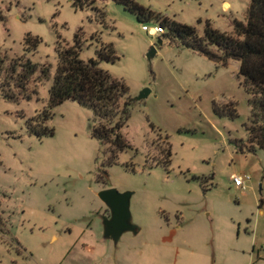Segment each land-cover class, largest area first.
<instances>
[{
  "label": "rangeland",
  "instance_id": "obj_1",
  "mask_svg": "<svg viewBox=\"0 0 264 264\" xmlns=\"http://www.w3.org/2000/svg\"><path fill=\"white\" fill-rule=\"evenodd\" d=\"M250 1L136 0L199 37L207 23L231 34L234 21H246ZM0 13L1 78L13 59L36 66L26 92L12 88L15 100L0 91V264H264V150L249 149L239 62L216 64L171 41L167 30L152 35L156 19L139 22L112 0L83 9L69 0H0ZM79 30L85 62L101 44L112 45L117 59L99 67L122 81L132 100L121 129L129 148L109 167L91 136L92 112L76 102L53 110V136L26 130L48 102L58 44L73 46ZM28 36L40 40L34 52L26 50ZM144 89L150 94L135 101ZM231 102L236 118L214 112ZM166 142L167 167L155 162ZM235 175L249 181L236 187ZM107 189L133 193L139 231L117 244L103 238L109 212L98 194Z\"/></svg>",
  "mask_w": 264,
  "mask_h": 264
},
{
  "label": "trees",
  "instance_id": "obj_2",
  "mask_svg": "<svg viewBox=\"0 0 264 264\" xmlns=\"http://www.w3.org/2000/svg\"><path fill=\"white\" fill-rule=\"evenodd\" d=\"M75 9H83L94 0H69ZM133 14L139 22L156 19L163 34L177 41L182 46L205 56L207 59L227 66L229 61L240 63L239 78L246 94L249 96L250 120L246 126L249 149L254 146L264 150V0H251L247 9L246 21H234L231 34L220 33L207 23L202 37L193 27L156 17L149 9L136 0H112ZM0 13V22H4ZM81 32L75 34L74 45L57 46L58 64L49 89V99L43 109L25 122L26 130L38 139L51 137L54 129L48 123L53 110L66 101L76 102L93 114L94 125L91 136L97 139L108 153L103 162L109 167L116 162L119 153L129 148L121 134V129L129 119V107L132 100L128 89L122 81L113 79L99 67V62L113 63L115 57L112 45L101 44L96 52V59L87 62L80 59ZM38 38L26 37L27 52H34L39 44ZM6 60L0 58V91L8 100H15L12 88L26 92V85L36 66L22 58L11 60L5 75L1 78ZM42 78L48 79L49 72L43 70ZM30 97H27V99ZM218 115L237 117L234 103L222 109L213 106ZM242 151L241 142L237 143ZM162 158L155 160L157 165L168 166L171 162L170 145L166 142L161 151Z\"/></svg>",
  "mask_w": 264,
  "mask_h": 264
},
{
  "label": "water",
  "instance_id": "obj_3",
  "mask_svg": "<svg viewBox=\"0 0 264 264\" xmlns=\"http://www.w3.org/2000/svg\"><path fill=\"white\" fill-rule=\"evenodd\" d=\"M161 45L162 41L159 40ZM155 54L153 48L147 55L151 59ZM150 94V90L144 89L134 100L141 101ZM133 193H120L116 189H107L101 191L98 196L105 204L109 215L104 216L103 219V238L111 240L114 244L120 241L124 233L131 232L137 234L139 228L132 223L130 214V199Z\"/></svg>",
  "mask_w": 264,
  "mask_h": 264
},
{
  "label": "built area",
  "instance_id": "obj_4",
  "mask_svg": "<svg viewBox=\"0 0 264 264\" xmlns=\"http://www.w3.org/2000/svg\"><path fill=\"white\" fill-rule=\"evenodd\" d=\"M163 32L162 28L159 26H155L152 29V35H158ZM249 181L248 176H233L232 177V184H234L236 187H242ZM264 251V248H263Z\"/></svg>",
  "mask_w": 264,
  "mask_h": 264
},
{
  "label": "flooded vegetation",
  "instance_id": "obj_5",
  "mask_svg": "<svg viewBox=\"0 0 264 264\" xmlns=\"http://www.w3.org/2000/svg\"><path fill=\"white\" fill-rule=\"evenodd\" d=\"M109 214V213H108Z\"/></svg>",
  "mask_w": 264,
  "mask_h": 264
}]
</instances>
